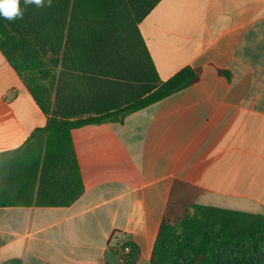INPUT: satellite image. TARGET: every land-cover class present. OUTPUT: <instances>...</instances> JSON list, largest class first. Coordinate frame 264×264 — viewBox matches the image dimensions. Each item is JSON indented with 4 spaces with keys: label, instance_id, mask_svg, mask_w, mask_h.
<instances>
[{
    "label": "crops",
    "instance_id": "0c3cea01",
    "mask_svg": "<svg viewBox=\"0 0 264 264\" xmlns=\"http://www.w3.org/2000/svg\"><path fill=\"white\" fill-rule=\"evenodd\" d=\"M139 29L160 79L199 81L122 122L72 131L84 193L0 207V264H151L164 219L194 205L264 215V0H162ZM48 117L0 50V152Z\"/></svg>",
    "mask_w": 264,
    "mask_h": 264
},
{
    "label": "trees",
    "instance_id": "16d2710c",
    "mask_svg": "<svg viewBox=\"0 0 264 264\" xmlns=\"http://www.w3.org/2000/svg\"><path fill=\"white\" fill-rule=\"evenodd\" d=\"M160 1L52 0L27 6L22 19L0 16V50L48 117L0 152V207L72 204L84 193L74 129L122 122L199 81L191 67L160 79L139 29ZM114 253L117 264L141 257L133 243ZM150 263L264 264V215L194 205L162 221Z\"/></svg>",
    "mask_w": 264,
    "mask_h": 264
},
{
    "label": "clouds",
    "instance_id": "9594fccd",
    "mask_svg": "<svg viewBox=\"0 0 264 264\" xmlns=\"http://www.w3.org/2000/svg\"><path fill=\"white\" fill-rule=\"evenodd\" d=\"M24 5L25 8L22 9L20 0H0V16L9 21L22 19L27 6L35 5L37 8L51 7L52 0H47V4H45V0H24Z\"/></svg>",
    "mask_w": 264,
    "mask_h": 264
},
{
    "label": "built area",
    "instance_id": "2783aa9c",
    "mask_svg": "<svg viewBox=\"0 0 264 264\" xmlns=\"http://www.w3.org/2000/svg\"><path fill=\"white\" fill-rule=\"evenodd\" d=\"M125 252H126V253L129 252V249L127 248Z\"/></svg>",
    "mask_w": 264,
    "mask_h": 264
},
{
    "label": "rangeland",
    "instance_id": "374dc122",
    "mask_svg": "<svg viewBox=\"0 0 264 264\" xmlns=\"http://www.w3.org/2000/svg\"><path fill=\"white\" fill-rule=\"evenodd\" d=\"M184 216V215H183ZM183 216H181L179 219H181Z\"/></svg>",
    "mask_w": 264,
    "mask_h": 264
}]
</instances>
